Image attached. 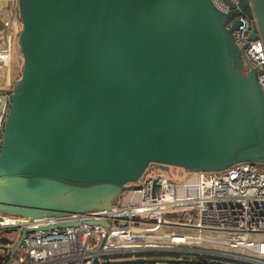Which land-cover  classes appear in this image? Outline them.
<instances>
[{
	"label": "water",
	"instance_id": "95a60500",
	"mask_svg": "<svg viewBox=\"0 0 264 264\" xmlns=\"http://www.w3.org/2000/svg\"><path fill=\"white\" fill-rule=\"evenodd\" d=\"M17 4L22 70L2 130L1 211L109 210L151 164L264 165V97L227 26L235 11L212 0ZM239 8L264 41V0Z\"/></svg>",
	"mask_w": 264,
	"mask_h": 264
},
{
	"label": "built area",
	"instance_id": "2783aa9c",
	"mask_svg": "<svg viewBox=\"0 0 264 264\" xmlns=\"http://www.w3.org/2000/svg\"><path fill=\"white\" fill-rule=\"evenodd\" d=\"M212 2L224 13L235 11L227 26L236 24L234 41L244 62L257 70L264 97L257 18L246 16L239 0ZM20 30L17 0H0V144L11 89L22 70ZM177 169L179 176L146 170L109 210L41 217L0 210V264H264V165ZM97 220L110 225L91 223ZM65 222L71 225L58 226ZM23 228L29 231L17 246Z\"/></svg>",
	"mask_w": 264,
	"mask_h": 264
},
{
	"label": "rangeland",
	"instance_id": "374dc122",
	"mask_svg": "<svg viewBox=\"0 0 264 264\" xmlns=\"http://www.w3.org/2000/svg\"><path fill=\"white\" fill-rule=\"evenodd\" d=\"M147 171L151 172V171H159V172H162L158 166L156 164H151L148 166L147 168ZM181 171L179 169H177V167H169V170L166 171V173H169V174H173L174 176H179L181 175L180 173ZM162 173H165V172H162Z\"/></svg>",
	"mask_w": 264,
	"mask_h": 264
},
{
	"label": "trees",
	"instance_id": "16d2710c",
	"mask_svg": "<svg viewBox=\"0 0 264 264\" xmlns=\"http://www.w3.org/2000/svg\"><path fill=\"white\" fill-rule=\"evenodd\" d=\"M146 254H150V255H153V254H162L161 252H146Z\"/></svg>",
	"mask_w": 264,
	"mask_h": 264
}]
</instances>
